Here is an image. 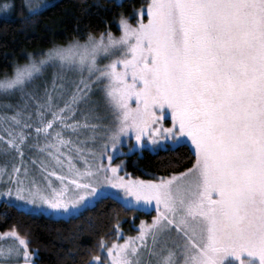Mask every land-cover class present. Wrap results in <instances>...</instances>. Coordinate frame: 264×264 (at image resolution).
<instances>
[{
	"label": "rangeland",
	"instance_id": "1",
	"mask_svg": "<svg viewBox=\"0 0 264 264\" xmlns=\"http://www.w3.org/2000/svg\"><path fill=\"white\" fill-rule=\"evenodd\" d=\"M118 28L0 78V203L69 217L111 195L153 212L134 233L118 224L92 264H264V0H146ZM179 143L196 154L186 170L127 171L130 154ZM0 264H36L16 229Z\"/></svg>",
	"mask_w": 264,
	"mask_h": 264
},
{
	"label": "trees",
	"instance_id": "2",
	"mask_svg": "<svg viewBox=\"0 0 264 264\" xmlns=\"http://www.w3.org/2000/svg\"><path fill=\"white\" fill-rule=\"evenodd\" d=\"M1 1V0H0ZM146 0H55L36 13H29L22 0H15L10 15H0V78L30 54L42 53L57 43L85 38L106 31L119 32L122 16L135 20V10ZM196 154L187 143L159 150L130 154L126 168L134 176L151 178L179 173L191 167ZM106 195L69 217L33 213L2 201L0 232L16 229L35 252L36 264H92L101 256L104 242L115 239L117 225L128 233L142 217H151ZM103 259V258H102Z\"/></svg>",
	"mask_w": 264,
	"mask_h": 264
}]
</instances>
